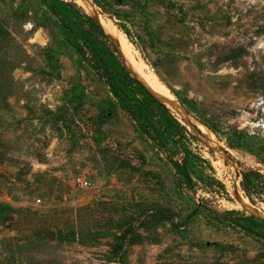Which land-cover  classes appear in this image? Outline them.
Returning a JSON list of instances; mask_svg holds the SVG:
<instances>
[{
  "label": "rangeland",
  "instance_id": "rangeland-1",
  "mask_svg": "<svg viewBox=\"0 0 264 264\" xmlns=\"http://www.w3.org/2000/svg\"><path fill=\"white\" fill-rule=\"evenodd\" d=\"M89 2L122 33L131 71L167 90L226 193L177 187L45 7L0 0V264H264L236 224L264 220L238 184L239 170L264 173V0Z\"/></svg>",
  "mask_w": 264,
  "mask_h": 264
},
{
  "label": "trees",
  "instance_id": "trees-1",
  "mask_svg": "<svg viewBox=\"0 0 264 264\" xmlns=\"http://www.w3.org/2000/svg\"><path fill=\"white\" fill-rule=\"evenodd\" d=\"M38 1L58 24L62 41L74 49L78 67L84 64L92 70L137 131L164 154L177 187L183 192H194L201 185L208 188L211 196L213 193H226L223 183L214 176L209 161L200 152L202 140L187 129L167 103L131 71L96 18L76 0ZM110 113L108 108L106 114ZM238 175L239 188L249 202L255 204L264 200V173L247 168L239 170ZM194 211H202L217 219L230 213L196 202L192 207ZM236 224L259 241L264 253V220L250 219L248 224Z\"/></svg>",
  "mask_w": 264,
  "mask_h": 264
},
{
  "label": "bare ground",
  "instance_id": "bare-ground-1",
  "mask_svg": "<svg viewBox=\"0 0 264 264\" xmlns=\"http://www.w3.org/2000/svg\"><path fill=\"white\" fill-rule=\"evenodd\" d=\"M76 2L78 4H80L81 6H83L86 9V11L93 12L94 8H93V5L89 2V0H76ZM96 19L101 24V26H102V28L104 29L105 32H108V34H110V36H115L116 38L119 39V41H115L114 40V42H117L118 49L122 53V56L125 59V61L129 65L132 66L131 59L128 56V54H129L128 50H127V48L124 45L125 39H124L122 33L120 31L116 30L115 27L111 24L110 20L107 19L104 15H102V13L101 14H97L96 15ZM138 65H139V67H141L142 62H139ZM147 72L149 73V71H147ZM148 73L147 74L143 73L147 83L143 79H141V78L140 79L142 81H144L155 94L159 95L161 97V99L164 100V102L167 103V101L164 98L169 100V99H171V96L168 94V92L164 88V86L155 78V76L153 74H148ZM167 105H170V104L167 103Z\"/></svg>",
  "mask_w": 264,
  "mask_h": 264
},
{
  "label": "built area",
  "instance_id": "built-area-1",
  "mask_svg": "<svg viewBox=\"0 0 264 264\" xmlns=\"http://www.w3.org/2000/svg\"><path fill=\"white\" fill-rule=\"evenodd\" d=\"M73 180L79 186L86 187L90 185V181L85 176L80 175V174L74 176Z\"/></svg>",
  "mask_w": 264,
  "mask_h": 264
},
{
  "label": "water",
  "instance_id": "water-1",
  "mask_svg": "<svg viewBox=\"0 0 264 264\" xmlns=\"http://www.w3.org/2000/svg\"><path fill=\"white\" fill-rule=\"evenodd\" d=\"M119 51V50H118ZM121 54V53H120ZM122 56V55H121ZM124 60V59H123ZM162 100V99H161ZM163 101V100H162Z\"/></svg>",
  "mask_w": 264,
  "mask_h": 264
}]
</instances>
